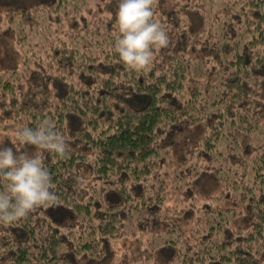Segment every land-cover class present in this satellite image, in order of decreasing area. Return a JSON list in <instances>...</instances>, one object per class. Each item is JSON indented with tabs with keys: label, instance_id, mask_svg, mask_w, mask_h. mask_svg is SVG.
<instances>
[{
	"label": "trees",
	"instance_id": "obj_1",
	"mask_svg": "<svg viewBox=\"0 0 264 264\" xmlns=\"http://www.w3.org/2000/svg\"><path fill=\"white\" fill-rule=\"evenodd\" d=\"M34 1L28 27L84 10L62 42L17 39L0 144L47 120L67 155L31 145L56 199L0 223V264H264V0H155L168 45L140 71L115 51L120 0ZM129 236L140 256L113 249Z\"/></svg>",
	"mask_w": 264,
	"mask_h": 264
},
{
	"label": "clouds",
	"instance_id": "obj_2",
	"mask_svg": "<svg viewBox=\"0 0 264 264\" xmlns=\"http://www.w3.org/2000/svg\"><path fill=\"white\" fill-rule=\"evenodd\" d=\"M155 0H120L116 14L120 36L115 51L132 70H144L152 62L153 50L168 45V36L162 26L153 20ZM17 140L38 150H48L59 157L67 155V144L49 121L43 120L37 128H19ZM49 170L41 152H15L12 147L0 148V223L10 224L26 217L40 205L55 201Z\"/></svg>",
	"mask_w": 264,
	"mask_h": 264
},
{
	"label": "rangeland",
	"instance_id": "obj_3",
	"mask_svg": "<svg viewBox=\"0 0 264 264\" xmlns=\"http://www.w3.org/2000/svg\"><path fill=\"white\" fill-rule=\"evenodd\" d=\"M34 2V0H0V68H7V66H17L26 55L25 51H28L26 50L28 47H26L25 44L38 49L40 48L42 41L45 44L52 42H62L66 38L67 33L70 31V27L74 25L75 19H72L73 16L70 14L75 13L80 15V13H82L84 10L81 9L82 7H79V11H77V9L71 10L70 8H62L60 12L51 13L48 15L46 10H44L45 5H43L44 8L35 11V14L31 20L33 25L28 27L26 22H22L24 21L22 17L15 16L14 10H16V7L18 8L21 6V4H27L26 7H28L31 4H34ZM98 2L99 0L96 2L92 0L91 4H96ZM101 3L103 4L106 2L102 1ZM88 4H90V2H88ZM65 12L68 13L65 14ZM8 17L11 18V21L7 20ZM71 29L74 28L71 27ZM18 38H24L25 44H20V41L17 40ZM196 131H198V133L202 132L201 128H197ZM3 138L4 137H2V139ZM2 139L0 148L12 147L15 152H27L31 154V145L22 144L16 140H11L9 143L8 140ZM208 182L205 185V181H202L200 182V185L196 184L194 187L198 192H204L202 191L203 189L207 191L208 186L211 185L209 180ZM142 242V237L141 239L139 237L137 239V237L129 236L121 239L119 245H114L113 249L115 251H124L125 254L123 255L126 257H128L130 252H132L131 254H133V256L135 255L136 257L140 256L144 250L140 248ZM90 264H98V262L91 261Z\"/></svg>",
	"mask_w": 264,
	"mask_h": 264
}]
</instances>
